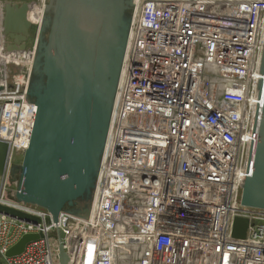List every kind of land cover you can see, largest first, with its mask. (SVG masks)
I'll list each match as a JSON object with an SVG mask.
<instances>
[{
  "label": "built area",
  "instance_id": "2783aa9c",
  "mask_svg": "<svg viewBox=\"0 0 264 264\" xmlns=\"http://www.w3.org/2000/svg\"><path fill=\"white\" fill-rule=\"evenodd\" d=\"M9 1L34 3L37 33L23 57L3 51L0 33V204L39 221L0 212V262L58 264L61 246L70 264H264V209L241 203L264 0H132L88 219L62 210L56 222L17 199L11 178L15 143L29 144L36 115L26 92L46 0ZM235 217L249 221L244 239L231 236ZM26 234L42 237L7 257Z\"/></svg>",
  "mask_w": 264,
  "mask_h": 264
},
{
  "label": "water",
  "instance_id": "95a60500",
  "mask_svg": "<svg viewBox=\"0 0 264 264\" xmlns=\"http://www.w3.org/2000/svg\"><path fill=\"white\" fill-rule=\"evenodd\" d=\"M33 7L9 0L1 7L3 51L14 57L26 53ZM133 7L132 0H46L26 92L36 115L29 144L16 142L14 151L23 157L16 198L46 208L54 222L62 210L88 219ZM241 203L264 209V62ZM0 212L39 221L2 204ZM248 226L235 217L232 238L244 239ZM40 237L23 235L5 255ZM58 264H70L61 246Z\"/></svg>",
  "mask_w": 264,
  "mask_h": 264
},
{
  "label": "rangeland",
  "instance_id": "374dc122",
  "mask_svg": "<svg viewBox=\"0 0 264 264\" xmlns=\"http://www.w3.org/2000/svg\"><path fill=\"white\" fill-rule=\"evenodd\" d=\"M6 0H0V6L2 5L3 2H5ZM0 18H1V13H0ZM0 26H1V21H0ZM36 33H37V26H32L31 30H30V37L27 41V50L30 52H32L34 43H35V38H36ZM1 51V50H0ZM13 72L17 71V69L15 67L12 68ZM22 159L21 156H16V161L13 164V170L11 173V178L12 179H16L19 177L20 172H21V163H18L20 160ZM0 177H1V171H0ZM0 264H2L0 262Z\"/></svg>",
  "mask_w": 264,
  "mask_h": 264
},
{
  "label": "flooded vegetation",
  "instance_id": "af4514ba",
  "mask_svg": "<svg viewBox=\"0 0 264 264\" xmlns=\"http://www.w3.org/2000/svg\"><path fill=\"white\" fill-rule=\"evenodd\" d=\"M7 42L8 39H6ZM7 165V160H6V148L3 144L0 143V171L4 172L5 168Z\"/></svg>",
  "mask_w": 264,
  "mask_h": 264
},
{
  "label": "crops",
  "instance_id": "0c3cea01",
  "mask_svg": "<svg viewBox=\"0 0 264 264\" xmlns=\"http://www.w3.org/2000/svg\"><path fill=\"white\" fill-rule=\"evenodd\" d=\"M2 5H3V3H2ZM2 5L0 6V13L2 14V12H1V7H2ZM1 38V37H0ZM6 40V39H5ZM7 41V40H6Z\"/></svg>",
  "mask_w": 264,
  "mask_h": 264
}]
</instances>
